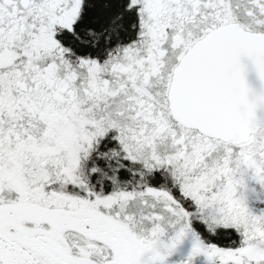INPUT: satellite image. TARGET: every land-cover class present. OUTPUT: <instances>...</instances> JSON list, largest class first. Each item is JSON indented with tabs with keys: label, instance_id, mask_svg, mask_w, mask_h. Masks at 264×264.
Instances as JSON below:
<instances>
[{
	"label": "snow or ice",
	"instance_id": "6c2138e0",
	"mask_svg": "<svg viewBox=\"0 0 264 264\" xmlns=\"http://www.w3.org/2000/svg\"><path fill=\"white\" fill-rule=\"evenodd\" d=\"M0 264H264V0H0Z\"/></svg>",
	"mask_w": 264,
	"mask_h": 264
}]
</instances>
